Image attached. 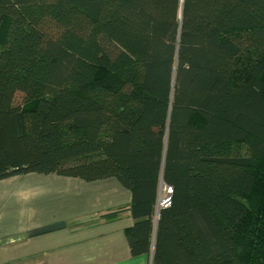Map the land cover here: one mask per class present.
I'll list each match as a JSON object with an SVG mask.
<instances>
[{
    "label": "trees",
    "instance_id": "obj_1",
    "mask_svg": "<svg viewBox=\"0 0 264 264\" xmlns=\"http://www.w3.org/2000/svg\"><path fill=\"white\" fill-rule=\"evenodd\" d=\"M32 172L115 178L148 264H264V0H0V179Z\"/></svg>",
    "mask_w": 264,
    "mask_h": 264
},
{
    "label": "crops",
    "instance_id": "obj_2",
    "mask_svg": "<svg viewBox=\"0 0 264 264\" xmlns=\"http://www.w3.org/2000/svg\"><path fill=\"white\" fill-rule=\"evenodd\" d=\"M130 193L113 177L85 181L55 173L0 179V264H148L132 256ZM121 208L115 219L102 217ZM61 227L34 233L41 227Z\"/></svg>",
    "mask_w": 264,
    "mask_h": 264
},
{
    "label": "rangeland",
    "instance_id": "obj_3",
    "mask_svg": "<svg viewBox=\"0 0 264 264\" xmlns=\"http://www.w3.org/2000/svg\"><path fill=\"white\" fill-rule=\"evenodd\" d=\"M15 104H21L22 103V94L17 92L14 99ZM165 194V186L160 185L159 187V205H162V200Z\"/></svg>",
    "mask_w": 264,
    "mask_h": 264
},
{
    "label": "built area",
    "instance_id": "obj_4",
    "mask_svg": "<svg viewBox=\"0 0 264 264\" xmlns=\"http://www.w3.org/2000/svg\"><path fill=\"white\" fill-rule=\"evenodd\" d=\"M170 194H171V187L165 186V194L161 203L162 205L166 206L169 204Z\"/></svg>",
    "mask_w": 264,
    "mask_h": 264
},
{
    "label": "water",
    "instance_id": "obj_5",
    "mask_svg": "<svg viewBox=\"0 0 264 264\" xmlns=\"http://www.w3.org/2000/svg\"><path fill=\"white\" fill-rule=\"evenodd\" d=\"M157 213H158V208H157Z\"/></svg>",
    "mask_w": 264,
    "mask_h": 264
}]
</instances>
